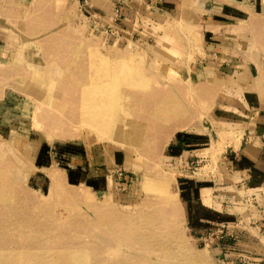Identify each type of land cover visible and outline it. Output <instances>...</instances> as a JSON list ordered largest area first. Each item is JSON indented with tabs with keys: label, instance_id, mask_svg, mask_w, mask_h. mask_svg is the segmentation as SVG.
I'll list each match as a JSON object with an SVG mask.
<instances>
[{
	"label": "crops",
	"instance_id": "crops-1",
	"mask_svg": "<svg viewBox=\"0 0 264 264\" xmlns=\"http://www.w3.org/2000/svg\"><path fill=\"white\" fill-rule=\"evenodd\" d=\"M94 21L159 73L150 90L133 85L123 96L140 105L148 138L114 146L81 133L66 153V177L100 196L132 167L171 169L136 186L146 202L170 203L153 186L169 182L181 220L221 264H264V0H0L1 132L24 131L36 167L48 159L43 141L58 163L55 140L78 134L56 130L54 109L63 100L58 88L76 87L59 78L62 56L78 54L79 33ZM51 55L54 65L37 58Z\"/></svg>",
	"mask_w": 264,
	"mask_h": 264
},
{
	"label": "rangeland",
	"instance_id": "rangeland-1",
	"mask_svg": "<svg viewBox=\"0 0 264 264\" xmlns=\"http://www.w3.org/2000/svg\"><path fill=\"white\" fill-rule=\"evenodd\" d=\"M81 30L104 35L89 39L80 31L78 54L73 59L62 56L59 78L62 83L72 79L76 87L58 88L63 100L55 105L54 114L60 116L55 127L78 131V136L63 133L55 140L64 154L61 161L50 160L51 144L43 141L48 159L36 167L31 144L22 140L25 132L19 129L8 137L0 125V264H221L213 249L183 223L178 205L162 199L148 203L145 191L136 189L151 176L167 178L171 169L132 167L124 173L126 180L117 177L116 186L100 196L66 177L65 170L72 165L66 153L73 151L81 133L95 132L96 139L114 146L148 138L141 135L149 129L140 126V105L123 96L133 91V85L150 90L147 81L155 82L159 75L140 49L107 39L111 29L106 25L94 21ZM37 58L42 64L57 63L52 55ZM71 63L76 75L70 71ZM72 96L78 98L70 101ZM116 175L122 176V171ZM167 183L153 182L165 199L172 195Z\"/></svg>",
	"mask_w": 264,
	"mask_h": 264
},
{
	"label": "bare ground",
	"instance_id": "bare-ground-1",
	"mask_svg": "<svg viewBox=\"0 0 264 264\" xmlns=\"http://www.w3.org/2000/svg\"><path fill=\"white\" fill-rule=\"evenodd\" d=\"M99 125H100V124H99ZM102 130L104 131V128H102ZM163 133H164V131H163ZM162 187H163V185H162ZM167 195H168L167 200H168L169 202H170V201L173 202V200H172V199H173V195H171L170 193H168ZM166 202H167V201H166ZM171 202H170V203H171ZM159 207H161V206H159ZM175 207H177V206H175ZM158 209H160V208H158ZM163 209H164V208H163ZM161 210H162V208H161ZM164 210H166V209H164ZM175 210H176V209H175ZM159 211H160V210H159ZM163 212H164V211H163ZM151 214H152V213H151ZM165 214H166V213H165Z\"/></svg>",
	"mask_w": 264,
	"mask_h": 264
}]
</instances>
